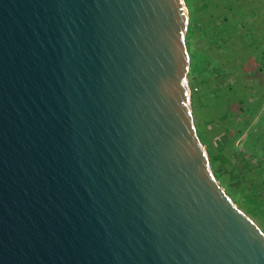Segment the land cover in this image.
<instances>
[{"label":"water","instance_id":"water-1","mask_svg":"<svg viewBox=\"0 0 264 264\" xmlns=\"http://www.w3.org/2000/svg\"><path fill=\"white\" fill-rule=\"evenodd\" d=\"M185 0H0V264H264L197 131Z\"/></svg>","mask_w":264,"mask_h":264},{"label":"rangeland","instance_id":"rangeland-1","mask_svg":"<svg viewBox=\"0 0 264 264\" xmlns=\"http://www.w3.org/2000/svg\"><path fill=\"white\" fill-rule=\"evenodd\" d=\"M216 1L185 0L193 116L218 181L264 231V0Z\"/></svg>","mask_w":264,"mask_h":264},{"label":"trees","instance_id":"trees-1","mask_svg":"<svg viewBox=\"0 0 264 264\" xmlns=\"http://www.w3.org/2000/svg\"><path fill=\"white\" fill-rule=\"evenodd\" d=\"M217 7L218 9H222V7L224 6V0H217L216 1ZM263 24H264V19H263ZM264 45V44H263ZM260 65V64H259Z\"/></svg>","mask_w":264,"mask_h":264}]
</instances>
